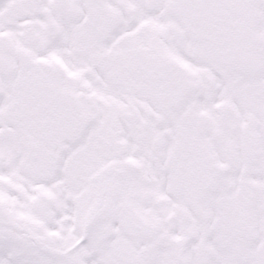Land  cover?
I'll list each match as a JSON object with an SVG mask.
<instances>
[{"label":"snow or ice","instance_id":"1","mask_svg":"<svg viewBox=\"0 0 264 264\" xmlns=\"http://www.w3.org/2000/svg\"><path fill=\"white\" fill-rule=\"evenodd\" d=\"M0 264H264V0H0Z\"/></svg>","mask_w":264,"mask_h":264}]
</instances>
